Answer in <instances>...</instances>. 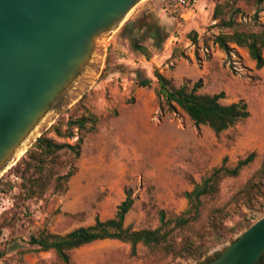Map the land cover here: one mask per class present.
Segmentation results:
<instances>
[{"label":"rangeland","instance_id":"1","mask_svg":"<svg viewBox=\"0 0 264 264\" xmlns=\"http://www.w3.org/2000/svg\"><path fill=\"white\" fill-rule=\"evenodd\" d=\"M233 1L241 10L238 21H264V2L246 0H207L197 17L187 21L172 20L162 0H144L135 7L111 38L97 81L54 122L66 131L69 120L93 113L100 118L97 130L75 128L72 138L46 132L56 142L71 145L83 136L81 155L59 152L56 163L50 165V184L42 197L28 198L21 189L22 180L9 171L0 178V252L5 253L0 264H195L264 216V175L260 173L264 168V66L258 69L248 49L234 45L238 54L228 57L224 53L221 60L213 54L217 46L213 39L220 31L215 25L219 21L213 20L215 5ZM145 14H151L157 23L170 24L183 46L194 47L195 67L202 70L208 64L209 75L204 79L180 75L179 63L164 52L167 41L158 52L148 46V30L134 28ZM126 26L135 29L133 38V29L129 37L122 34ZM141 45L147 46L144 52ZM189 47L183 52L185 66L191 62ZM155 70L173 76L169 79L176 88L185 83L192 87L201 80L198 93L224 92L223 104L245 100L250 117L219 136L208 126H196L182 109L172 113L161 107ZM139 78L150 79L152 85L140 87ZM253 152L255 160L239 176L225 177L218 194L202 199L198 221L174 229L170 235L174 251L139 244L132 254L130 243L106 239L72 250L66 263L55 250L43 251L28 243L33 235H66L93 225L98 215L102 219L112 216L128 190L135 203L125 226L156 229L161 225L160 211L166 213L167 220L187 211L185 192L221 167L225 157L226 166L234 168ZM70 171L74 175L63 189L56 188L57 178ZM214 218L218 224L215 229ZM188 241L195 247L203 246L201 258L181 255L179 249ZM13 242L18 244L15 249L10 248Z\"/></svg>","mask_w":264,"mask_h":264},{"label":"water","instance_id":"2","mask_svg":"<svg viewBox=\"0 0 264 264\" xmlns=\"http://www.w3.org/2000/svg\"><path fill=\"white\" fill-rule=\"evenodd\" d=\"M142 0H0V178L102 72L110 37ZM264 216L195 264H257Z\"/></svg>","mask_w":264,"mask_h":264},{"label":"trees","instance_id":"3","mask_svg":"<svg viewBox=\"0 0 264 264\" xmlns=\"http://www.w3.org/2000/svg\"><path fill=\"white\" fill-rule=\"evenodd\" d=\"M246 1L264 2V0ZM235 3L236 1L215 5L213 20L219 21L215 25L220 31L214 36L213 42L228 57L238 54L233 45L238 48L248 49L250 57L256 62L257 68L261 69L264 66V21L261 22V18H249V21L241 18V21H238L236 16L241 10L235 8ZM136 26L139 29L146 28L148 30L155 48L161 49V46L169 38V33L153 20L151 14L144 15L136 22ZM254 27H259V30H253ZM155 77L158 81L156 94L162 108L166 107L172 113H177L180 108L196 126H208L218 136L250 117L249 106L245 100L223 104L221 100L225 98L224 92L199 94L198 90L202 87L201 80L192 87L185 83L181 87L176 88L173 86L172 81L160 73L159 70H155ZM138 84L140 87H150L152 81L148 78H139ZM99 122V116L88 113L75 120H69L66 131H63L59 125L54 124L48 132L52 130L58 136L72 138L75 136L73 129L95 132ZM83 144V136L77 140L75 145H71L56 142L52 138L47 137L45 133L38 138L26 155L8 173L9 175L14 174L22 180L21 189L28 198L42 197L50 184L52 175V166L50 165L56 163L59 152L67 150L79 157ZM255 158L256 153L253 152L245 159L240 160L234 168H229L226 166L227 158L225 157L221 167L214 169L212 174L206 177L202 183L196 184L192 191L185 192L184 196L189 202L187 211L181 216L169 220L166 219V213L160 211L161 225L156 229L134 230L132 226H125L126 216L135 203L132 192L128 190L126 191V199L119 205L115 217L102 220L99 216H96L95 223L91 226L79 227L66 235L43 232L39 236H31L28 243L38 246L43 251L55 250L60 259L66 263L70 261V252L72 250L106 239L130 243L132 254H136L139 244L150 248L164 247L168 251H174L175 246L170 239L174 229L185 228L191 223L198 221L201 217L202 199L218 194L220 183L225 177L239 176L242 169L251 164ZM260 173L264 175V168L260 170ZM73 175L74 171H70L64 176H59L56 188L63 189L65 183ZM2 181L3 178L0 179V185ZM216 219L214 218L212 222L214 229L218 226ZM172 224L173 227L170 228ZM250 226L251 224L247 225V227ZM16 247H18L16 242H13L10 246L11 249ZM202 249L203 246L195 247L194 243L188 241L183 243L179 251L181 255H186L187 257L201 258L205 253ZM4 254V252H0V258Z\"/></svg>","mask_w":264,"mask_h":264},{"label":"crops","instance_id":"4","mask_svg":"<svg viewBox=\"0 0 264 264\" xmlns=\"http://www.w3.org/2000/svg\"><path fill=\"white\" fill-rule=\"evenodd\" d=\"M206 2H207V0H197V4H196L197 15L199 14V9H202V7L206 4ZM145 15H146V14H145ZM142 17H143V16H142ZM160 17H162V16H160ZM140 19H141V18H140ZM140 19H139V20H140ZM172 20H176V18L173 16V19H172ZM172 20H170V22H171ZM137 21H138V20H137ZM137 21H136V22H137ZM155 22H156V21H155ZM156 23H157V22H156ZM171 23H174V22L172 21ZM157 24H159V25L162 27V29L166 28V32L169 33V38L167 39L166 50H165L164 52H165V54L167 55V57H173L174 60H176V61L179 63L178 70H179L180 73H182V74H180V75H186L187 78H189V77H194V76L198 75V77H200V78H202V79H204L205 75H209L210 70H209V68H208V64H207L206 66H204V68H203L202 70H199V69H197V68L195 67L194 63L192 62V61L195 59V56H196V52H195V50H194V47H193L192 50H190L189 44H186V46H183V45H182V42L179 40V38L176 37V36L173 34L172 27L170 26V24H167V23L164 24L163 22H159V23H157ZM134 28H138V27L136 26V23H135V27H134ZM134 28H129L128 26H126V27L124 28L122 34H123L124 36H126V37H129V36H130V31H131V29H133L132 34H131V36H132V38H133V36H134V31H135ZM138 29H139V28H138ZM140 30H141V29H140ZM164 30H165V29H164ZM148 46H151L152 48H155V47H154V44H153V39L151 38V35H150V41H149ZM145 47H147V46H144V45H141V46H140V48L143 50L142 52L145 51ZM183 47H184V48H183ZM188 47H189L188 50H190V51H189V56H190V60H191V62H190V65L185 66V65H184V59H183V58H184V57H183V52H184V49H185V48H188ZM155 50H156L157 52L160 51V49H158V48H155ZM213 51H214L213 54H214L215 57H216L215 59H219V60H221V59L224 57V53H225V52L222 51V50L219 48V46L214 47ZM186 54H188V53H186ZM186 54H185V55H186ZM178 74H179V73L176 74V77L178 76ZM166 77H167V76H166ZM172 77H173V76H169V75H168L167 78H172ZM78 178H79V177H78ZM125 199H126V197H125ZM125 199H124V200H125ZM124 200H122V202H123ZM122 202H121V203H122ZM121 203H120V204H121ZM120 204H119V205H120ZM118 207H119V206H118ZM117 210H118V208L116 209L115 213H114L112 216H109V217H107V218H105V219H102L99 215H98V216H99L102 220L111 219V218L115 217Z\"/></svg>","mask_w":264,"mask_h":264},{"label":"built area","instance_id":"5","mask_svg":"<svg viewBox=\"0 0 264 264\" xmlns=\"http://www.w3.org/2000/svg\"><path fill=\"white\" fill-rule=\"evenodd\" d=\"M164 10L168 11L175 18L183 20H194L197 17V0H162Z\"/></svg>","mask_w":264,"mask_h":264},{"label":"bare ground","instance_id":"6","mask_svg":"<svg viewBox=\"0 0 264 264\" xmlns=\"http://www.w3.org/2000/svg\"><path fill=\"white\" fill-rule=\"evenodd\" d=\"M142 1L144 2V0H142ZM142 1H141V2H142ZM145 1H146V0H145ZM141 2H140V3H141ZM140 3H139V4H140ZM139 4H138V5H139ZM138 5H137V6H138ZM134 11H135V7H134V8L128 13V15L126 16V18H125V19L123 20V22L121 23V26L126 22V20H128V19L130 18V16L132 15V13H133ZM121 26H120V28H121ZM112 37H113V36H112ZM112 37H110V41H111V38H112ZM110 41H109V44H110ZM109 44H108V46H109ZM108 46H107V47H108ZM103 63H104V60H103ZM103 65H104V64H103ZM102 68H103V66H102Z\"/></svg>","mask_w":264,"mask_h":264},{"label":"flooded vegetation","instance_id":"7","mask_svg":"<svg viewBox=\"0 0 264 264\" xmlns=\"http://www.w3.org/2000/svg\"><path fill=\"white\" fill-rule=\"evenodd\" d=\"M257 264H264V257L262 258H260V260L257 262Z\"/></svg>","mask_w":264,"mask_h":264}]
</instances>
